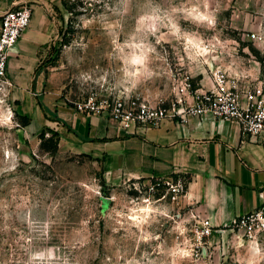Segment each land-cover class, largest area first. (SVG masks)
I'll use <instances>...</instances> for the list:
<instances>
[{"label":"rangeland","instance_id":"obj_1","mask_svg":"<svg viewBox=\"0 0 264 264\" xmlns=\"http://www.w3.org/2000/svg\"><path fill=\"white\" fill-rule=\"evenodd\" d=\"M263 10L264 0H60L38 97L169 105L215 69L253 79L261 47L247 33ZM54 132L31 133L0 102V264H264V243L227 227L195 256L181 197L154 178L108 180L100 157Z\"/></svg>","mask_w":264,"mask_h":264},{"label":"crops","instance_id":"obj_2","mask_svg":"<svg viewBox=\"0 0 264 264\" xmlns=\"http://www.w3.org/2000/svg\"><path fill=\"white\" fill-rule=\"evenodd\" d=\"M60 0H0V17L14 5H28L31 20L10 51L7 76L15 113L28 118L31 133L51 129L75 139L104 163L108 180L168 177L180 173L187 184L181 202L189 213L225 229L264 196V139L241 133L237 123L208 112L167 118L158 128L126 132L102 113L79 112L59 99L40 100L38 72L53 36L50 20ZM202 77L195 90L211 88ZM187 104H192L190 98ZM214 237V233L212 234Z\"/></svg>","mask_w":264,"mask_h":264},{"label":"built area","instance_id":"obj_3","mask_svg":"<svg viewBox=\"0 0 264 264\" xmlns=\"http://www.w3.org/2000/svg\"><path fill=\"white\" fill-rule=\"evenodd\" d=\"M264 19V10L262 12ZM31 20V8L28 5H14L6 9L0 17V102L7 101L12 83L7 76V63L10 51ZM248 39L261 47L255 78H231L221 70L211 72L212 86L201 92L194 91L188 98L177 97L166 103L160 100L155 104L137 99L117 96L111 102L105 100L96 103L89 97L74 107L79 112L106 114L117 122L126 132L137 129L158 128L167 118L180 117L208 112L214 118L237 123L244 136H261L264 139V24L247 33ZM47 136L48 134L45 133ZM152 188L166 189L172 199L182 197L186 190L187 178L176 173L168 177H154ZM189 213V212H188ZM189 232L191 251L200 256L208 248V238L219 228L213 227L208 218L196 217L189 213ZM249 242L264 243V196L252 210L236 217L229 227Z\"/></svg>","mask_w":264,"mask_h":264},{"label":"trees","instance_id":"obj_4","mask_svg":"<svg viewBox=\"0 0 264 264\" xmlns=\"http://www.w3.org/2000/svg\"><path fill=\"white\" fill-rule=\"evenodd\" d=\"M20 118L22 119L24 125L28 124V118L26 117H20ZM44 133H45L44 131L40 132V137H43ZM54 134H57V133L54 132Z\"/></svg>","mask_w":264,"mask_h":264}]
</instances>
